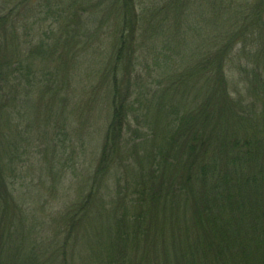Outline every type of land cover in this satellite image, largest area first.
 <instances>
[{
	"label": "trees",
	"instance_id": "obj_1",
	"mask_svg": "<svg viewBox=\"0 0 264 264\" xmlns=\"http://www.w3.org/2000/svg\"><path fill=\"white\" fill-rule=\"evenodd\" d=\"M89 54L107 123L90 176L49 231L24 207L34 187L23 168L53 146L64 179L75 150L33 135L17 146L12 134L28 132L11 116L19 100L49 114ZM55 109L68 117L67 103ZM59 256L264 264V0H0V264Z\"/></svg>",
	"mask_w": 264,
	"mask_h": 264
},
{
	"label": "rangeland",
	"instance_id": "obj_2",
	"mask_svg": "<svg viewBox=\"0 0 264 264\" xmlns=\"http://www.w3.org/2000/svg\"><path fill=\"white\" fill-rule=\"evenodd\" d=\"M34 19L31 20V25ZM35 28L36 25H33ZM31 30V29H30ZM17 35L20 37L22 46L25 42L28 43V33L23 30V24L17 26ZM35 38V37H34ZM33 38V39H34ZM33 41V40H32ZM95 48L101 52L105 44H94ZM92 50H89L91 53ZM93 54H89L86 59H81V65L78 73L70 74L73 76L72 82L61 85L60 89L66 98H55V102L49 107V114L45 116L44 112L34 111L33 108L27 105L33 104V101L25 102L19 100L16 103L15 113L11 108L12 120L20 122L19 131L25 134V127L28 132L26 137L13 133L12 138L17 146L23 144V139L30 141L32 135L35 141L48 140L53 137L61 139L66 138L72 142V147L75 150V157L72 156V163L70 167H66L67 174L64 179L58 178V172L62 170V164L57 158H54L55 149L53 146L41 147L35 149V153L28 156V166L23 169L26 171L28 178H32L31 183L34 188L31 197L24 207L27 206V213H34L37 219H43L46 223V230L55 231L56 223L60 220V213H64L65 209L74 202L78 197L81 184L90 176L95 166V154L98 150L99 144L103 139V131L107 123V116L109 114L108 101H107V86L99 82L100 75L92 74L89 71V65L86 60L93 58ZM102 57H104L101 54ZM65 64V63H64ZM68 68V64H65ZM153 69V65H151ZM68 69L63 70V74ZM63 74L59 76L62 77ZM67 78V77H66ZM65 78V80H66ZM70 79V77H69ZM41 83H32L35 89L40 87ZM245 95V90L242 91ZM233 96L235 94L233 93ZM67 103V110L65 114H69L65 119L56 111V105ZM68 119V120H67ZM158 141H160L158 137ZM157 142V140H155ZM40 146V145H39ZM34 151V149H32ZM39 152H38V151ZM73 179V180H72ZM22 178L15 180L16 183L21 182ZM71 184L68 186V183ZM38 186L42 187L39 188ZM68 186V187H67ZM38 187V188H37ZM26 189V188H23ZM13 190L15 194H20L21 190ZM42 191L43 197L38 200L34 192ZM100 191H103L102 189ZM36 200V201H34ZM49 208L44 209L43 208ZM47 216V217H43ZM49 216V217H48ZM73 227H76L74 225ZM65 232L61 234L64 238ZM63 242V239H62ZM60 263L63 262V257L59 256ZM78 260L77 258L75 259ZM74 261V260H73ZM162 264V262H161Z\"/></svg>",
	"mask_w": 264,
	"mask_h": 264
}]
</instances>
